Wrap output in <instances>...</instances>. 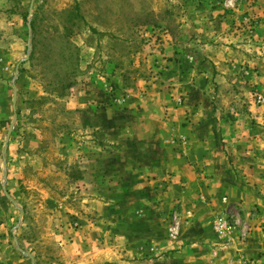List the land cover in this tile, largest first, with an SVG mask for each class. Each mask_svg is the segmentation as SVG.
Segmentation results:
<instances>
[{
	"label": "rangeland",
	"instance_id": "obj_1",
	"mask_svg": "<svg viewBox=\"0 0 264 264\" xmlns=\"http://www.w3.org/2000/svg\"><path fill=\"white\" fill-rule=\"evenodd\" d=\"M257 28L264 0H0V264H193L186 219L141 157L186 155L155 110L171 64ZM260 213L214 216L213 262L242 252ZM217 216L238 225L218 237Z\"/></svg>",
	"mask_w": 264,
	"mask_h": 264
},
{
	"label": "crops",
	"instance_id": "obj_2",
	"mask_svg": "<svg viewBox=\"0 0 264 264\" xmlns=\"http://www.w3.org/2000/svg\"><path fill=\"white\" fill-rule=\"evenodd\" d=\"M243 43L234 48L201 41L192 54L198 62L187 63L188 71L171 64V87L159 94L163 105L155 110L168 115L158 126L169 131L171 140H185L186 155L170 147L166 155L141 157L145 165L140 172L167 181L162 199L186 219L187 257L193 264L213 262L211 223L232 205L245 215L251 209L261 211L259 219L249 221L255 226L241 251L248 258L264 253V105L254 104L257 95L264 98V29H255L252 39ZM209 79L217 90H210ZM228 87L237 107L223 99Z\"/></svg>",
	"mask_w": 264,
	"mask_h": 264
},
{
	"label": "built area",
	"instance_id": "obj_3",
	"mask_svg": "<svg viewBox=\"0 0 264 264\" xmlns=\"http://www.w3.org/2000/svg\"><path fill=\"white\" fill-rule=\"evenodd\" d=\"M236 225H238V221H234V224L231 225L228 221V217L217 216L214 222V231L216 232L218 237L226 235L228 236L230 230L234 229V226ZM250 233L251 231L249 227H245L244 229H242L238 238L240 246L248 239ZM213 254L214 257L218 256L217 251H215ZM211 264H264V261L258 258H248L243 252H240L239 250L236 251V253L233 256L229 257L227 260H218L212 262Z\"/></svg>",
	"mask_w": 264,
	"mask_h": 264
}]
</instances>
